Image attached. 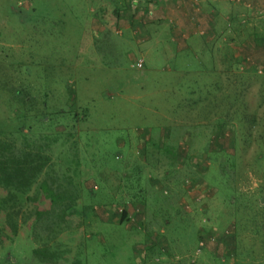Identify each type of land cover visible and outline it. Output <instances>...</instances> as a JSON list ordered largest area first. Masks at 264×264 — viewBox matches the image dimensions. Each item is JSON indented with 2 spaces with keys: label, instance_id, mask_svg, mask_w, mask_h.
<instances>
[{
  "label": "rangeland",
  "instance_id": "374dc122",
  "mask_svg": "<svg viewBox=\"0 0 264 264\" xmlns=\"http://www.w3.org/2000/svg\"><path fill=\"white\" fill-rule=\"evenodd\" d=\"M134 4L0 0V264H264V23L149 48Z\"/></svg>",
  "mask_w": 264,
  "mask_h": 264
},
{
  "label": "crops",
  "instance_id": "0c3cea01",
  "mask_svg": "<svg viewBox=\"0 0 264 264\" xmlns=\"http://www.w3.org/2000/svg\"><path fill=\"white\" fill-rule=\"evenodd\" d=\"M134 3L135 8H144V12L154 20L147 35L146 30L140 27L142 21L138 18L133 21L137 26L133 25V36L146 38L149 42L144 44L149 48L153 42L163 39L166 50L168 37L173 41L185 38L178 51L201 55L212 46L204 44L210 39L212 44L217 40V52L229 54L237 48L238 38L255 37L254 22L261 20L260 23H264V0H134ZM127 17L121 22L127 24ZM165 21L168 26L164 25ZM170 23H174L173 26ZM200 38L204 43L195 44Z\"/></svg>",
  "mask_w": 264,
  "mask_h": 264
},
{
  "label": "trees",
  "instance_id": "16d2710c",
  "mask_svg": "<svg viewBox=\"0 0 264 264\" xmlns=\"http://www.w3.org/2000/svg\"><path fill=\"white\" fill-rule=\"evenodd\" d=\"M36 168H37L36 166H32V165L29 166V164H26L24 166H16V167L13 166L12 167V169L14 170V174H18V173L22 172V173H26L25 175L29 174V177H30V173H35V174L37 173V171H36L37 169ZM32 178H34V177H32ZM25 190H27V189H25ZM63 202H64V200L61 199L59 203H63ZM123 217L124 218L127 217V213H126L125 210L123 211V214H122V218Z\"/></svg>",
  "mask_w": 264,
  "mask_h": 264
},
{
  "label": "built area",
  "instance_id": "2783aa9c",
  "mask_svg": "<svg viewBox=\"0 0 264 264\" xmlns=\"http://www.w3.org/2000/svg\"><path fill=\"white\" fill-rule=\"evenodd\" d=\"M144 58H139L137 59L134 63L133 66H136L139 69H142L144 67Z\"/></svg>",
  "mask_w": 264,
  "mask_h": 264
}]
</instances>
